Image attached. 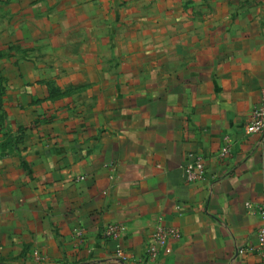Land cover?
<instances>
[{
	"label": "crops",
	"instance_id": "crops-1",
	"mask_svg": "<svg viewBox=\"0 0 264 264\" xmlns=\"http://www.w3.org/2000/svg\"><path fill=\"white\" fill-rule=\"evenodd\" d=\"M3 5L0 264H122L118 246L134 264H264V135L245 131L264 0ZM197 155L206 175L188 182ZM113 221L121 238L103 234ZM160 223L181 237L152 260Z\"/></svg>",
	"mask_w": 264,
	"mask_h": 264
},
{
	"label": "built area",
	"instance_id": "built-area-1",
	"mask_svg": "<svg viewBox=\"0 0 264 264\" xmlns=\"http://www.w3.org/2000/svg\"><path fill=\"white\" fill-rule=\"evenodd\" d=\"M245 131L249 135L261 134L264 135V87L261 93V99L259 104L253 109L251 116L248 122L245 125ZM227 148H224L220 155L224 156ZM185 178L188 182H197L200 180H204L206 175L205 168V159L202 155L195 156L192 160L188 161L183 166ZM247 207L252 208L253 205L251 202L246 203ZM261 224L258 227V244L254 248L263 258H264V204H260L257 206ZM127 231V226L118 221L110 222L103 233L105 237L108 238H121ZM78 237H82V230L79 229L76 233ZM181 232L172 226H166L160 223L155 232L152 235L151 241L147 248V255L150 259L156 260L159 258L161 251L168 244L169 239L171 238H180ZM247 248L238 247L237 250L239 252H244ZM36 259L41 262L45 259V255L41 252H36ZM115 258L122 262V264H134L131 260L130 252L122 247L118 246L115 250Z\"/></svg>",
	"mask_w": 264,
	"mask_h": 264
},
{
	"label": "rangeland",
	"instance_id": "rangeland-1",
	"mask_svg": "<svg viewBox=\"0 0 264 264\" xmlns=\"http://www.w3.org/2000/svg\"><path fill=\"white\" fill-rule=\"evenodd\" d=\"M10 1L11 0H0V30L3 28H6L5 26L8 25V22H7L8 16L15 13V12L13 13L11 11L9 12L5 7L6 5H3V3L7 4ZM4 40L5 41L9 40V37L5 33L3 35L0 34V45L5 43ZM9 43L10 44L8 45L7 48L6 47H0V61L5 54H15L17 44L13 43V42L12 43L9 42ZM3 78L4 77H3L1 70H0V98H1L2 93H3Z\"/></svg>",
	"mask_w": 264,
	"mask_h": 264
}]
</instances>
